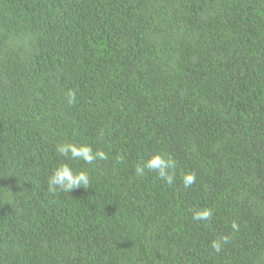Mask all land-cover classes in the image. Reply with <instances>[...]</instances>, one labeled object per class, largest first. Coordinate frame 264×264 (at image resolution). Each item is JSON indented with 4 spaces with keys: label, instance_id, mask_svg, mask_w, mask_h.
Listing matches in <instances>:
<instances>
[{
    "label": "trees",
    "instance_id": "obj_1",
    "mask_svg": "<svg viewBox=\"0 0 264 264\" xmlns=\"http://www.w3.org/2000/svg\"><path fill=\"white\" fill-rule=\"evenodd\" d=\"M0 264H264V0H0Z\"/></svg>",
    "mask_w": 264,
    "mask_h": 264
},
{
    "label": "clouds",
    "instance_id": "obj_2",
    "mask_svg": "<svg viewBox=\"0 0 264 264\" xmlns=\"http://www.w3.org/2000/svg\"><path fill=\"white\" fill-rule=\"evenodd\" d=\"M76 100V92L69 89L67 92V102L69 105ZM56 153L58 156L65 157L72 161H83L84 164L91 165L93 163L99 164L101 161L108 160V154L97 148L93 150L91 144L63 142L56 146ZM177 168V161L172 157H166L160 152H155L145 161L139 168L141 173L147 169L149 172H154L157 177L168 185H172L175 180V169ZM195 173L188 172L182 176V183L185 189L191 187L195 183ZM91 186V178L87 170H77L71 167L68 163H60L48 177V191L55 194L58 191L70 193L73 189L83 187L85 189ZM213 216V211L210 208H203L196 210L193 213L192 219L195 221H209ZM238 226L233 223L232 228L236 229ZM227 243V236H221L213 239L210 246L215 252L219 253L223 245Z\"/></svg>",
    "mask_w": 264,
    "mask_h": 264
}]
</instances>
